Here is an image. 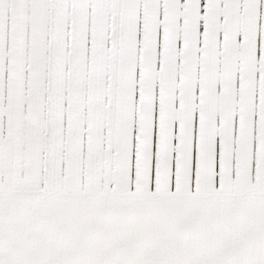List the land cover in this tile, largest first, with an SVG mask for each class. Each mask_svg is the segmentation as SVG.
I'll list each match as a JSON object with an SVG mask.
<instances>
[{"label":"snow or ice","instance_id":"1","mask_svg":"<svg viewBox=\"0 0 264 264\" xmlns=\"http://www.w3.org/2000/svg\"><path fill=\"white\" fill-rule=\"evenodd\" d=\"M0 264H264V0H0Z\"/></svg>","mask_w":264,"mask_h":264}]
</instances>
